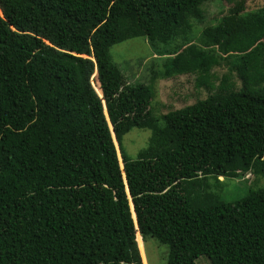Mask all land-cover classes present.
I'll return each mask as SVG.
<instances>
[{"label": "trees", "instance_id": "16d2710c", "mask_svg": "<svg viewBox=\"0 0 264 264\" xmlns=\"http://www.w3.org/2000/svg\"><path fill=\"white\" fill-rule=\"evenodd\" d=\"M206 1L0 0V264H144L140 235L167 264H264V187L218 194L220 176L264 175V7L241 0L172 46ZM137 37L171 55L151 85L109 55ZM184 74L206 97L156 116L153 82ZM134 128L150 136L132 158ZM12 173L33 179L17 196Z\"/></svg>", "mask_w": 264, "mask_h": 264}, {"label": "rangeland", "instance_id": "374dc122", "mask_svg": "<svg viewBox=\"0 0 264 264\" xmlns=\"http://www.w3.org/2000/svg\"><path fill=\"white\" fill-rule=\"evenodd\" d=\"M241 0H207L203 5V17L199 21L192 24L190 30L185 34L186 38L176 39L174 44H189L197 43L199 32L205 25H213L218 22L219 18L227 13L229 7L234 6ZM245 12H254L261 7H264V0H244ZM109 55L111 61L115 62L123 72L127 82L136 84H150L147 80L150 70H156L159 73L164 71L163 61L167 56L158 53L157 48H153L150 42L143 37L128 39L117 43L110 47ZM224 63H221V66ZM220 66V65H219ZM216 66L212 69L217 78H213L212 82L215 86L219 83V76L224 72L226 67ZM237 88L240 83L236 74L232 73L231 78ZM151 85V84H150ZM151 87V86H150ZM154 96L151 100V107L156 116L162 115L169 110L179 109L186 105L194 103L197 99L206 97L207 89L205 87L195 88L194 75H177L168 78L161 76L157 77L153 82L152 87ZM102 95V93H101ZM150 136V130L134 128L126 133L123 137V146L130 155L134 158L141 147L146 145ZM117 154L119 156L117 143L114 139ZM79 156V155H78ZM83 158L82 156H80ZM120 158V157H119ZM120 162V159H119ZM82 168L87 167V164L81 163ZM120 167L122 164L120 162ZM255 169H250L245 173L238 174L236 177H218L222 181L219 187V195L226 201H234L244 197L248 190H254L259 187H264V175L256 173ZM15 173L10 174L11 177L4 182L11 196L18 195L25 190L33 179L26 176L22 179H16ZM124 176V174H123ZM210 190L215 191L214 178L208 179ZM131 211H133L132 203H130ZM135 217L134 213H132ZM133 217V218H134ZM138 234H140L137 231ZM140 249L143 256L144 264H167L168 247L165 244L159 243L153 237L143 238L140 235ZM200 256L195 261V264H208V258Z\"/></svg>", "mask_w": 264, "mask_h": 264}]
</instances>
